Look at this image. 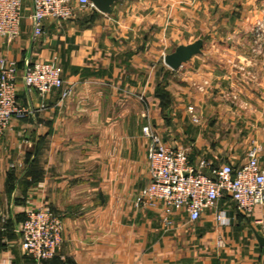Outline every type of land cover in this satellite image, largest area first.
<instances>
[{"label": "crops", "instance_id": "1", "mask_svg": "<svg viewBox=\"0 0 264 264\" xmlns=\"http://www.w3.org/2000/svg\"><path fill=\"white\" fill-rule=\"evenodd\" d=\"M258 1L120 0L108 14L74 1L73 17L45 20L37 38L25 1L19 37L0 36V56L18 66V101L33 111L0 136V264H264V206L244 215L223 198L191 222L185 211L136 205L150 181L146 125L194 166L240 167L259 146L264 167V59L250 70L206 53L210 35L243 31L224 10ZM198 39V58L165 64L168 41ZM53 57L72 87L64 100L63 89L41 96L23 84L28 62ZM38 206L63 222L51 260L21 248L25 212Z\"/></svg>", "mask_w": 264, "mask_h": 264}, {"label": "built area", "instance_id": "2", "mask_svg": "<svg viewBox=\"0 0 264 264\" xmlns=\"http://www.w3.org/2000/svg\"><path fill=\"white\" fill-rule=\"evenodd\" d=\"M25 1L0 0V36L7 42H13L20 35ZM30 1L35 38L44 33L45 20H70L74 15V1L93 7L91 0ZM18 76L17 63L0 56V136L11 128L14 120H25L33 112L18 101ZM22 78L27 92H37L41 96L65 86L57 57L28 62ZM71 92L72 87L63 89L61 99L67 98ZM143 132L149 140L150 181L141 190L136 205L155 208L162 204L166 216L185 211L191 222L200 220L223 198H229L236 210L244 215L264 206V167L259 146L248 149L247 160L240 167L227 163L212 166L205 160L194 166L185 149L168 146L149 125L144 126ZM217 220L224 225L229 222L224 212L217 215ZM62 231L61 218L46 206L29 208L20 229L21 248L38 261L51 260L57 255Z\"/></svg>", "mask_w": 264, "mask_h": 264}, {"label": "rangeland", "instance_id": "3", "mask_svg": "<svg viewBox=\"0 0 264 264\" xmlns=\"http://www.w3.org/2000/svg\"><path fill=\"white\" fill-rule=\"evenodd\" d=\"M225 6L226 4H224ZM228 9V14L224 10V18H227V15L229 16L228 25L242 28L243 31L241 34L226 35L214 33L210 35L208 37L210 46L206 52L207 58L216 60H224V58L244 59L248 63V68L252 70L254 60L264 59V0H259L256 4L248 2L245 4L235 3L232 6H228ZM255 13L259 14L260 18L253 23L252 19L254 15L256 16ZM236 18L238 19L236 20ZM258 31L259 33H257ZM178 43L180 42L168 41L169 48L165 50V53L172 52ZM228 46L231 48L230 50H226ZM197 56L195 57L198 58ZM194 120L198 121L197 118H194ZM231 236L232 234H229V237ZM226 247H228L227 244ZM217 254L220 253H214V255Z\"/></svg>", "mask_w": 264, "mask_h": 264}, {"label": "water", "instance_id": "4", "mask_svg": "<svg viewBox=\"0 0 264 264\" xmlns=\"http://www.w3.org/2000/svg\"><path fill=\"white\" fill-rule=\"evenodd\" d=\"M120 0H91L94 7L100 12L108 14L112 11V5ZM203 48V40L198 39L187 45L177 46L173 52L164 57L165 64L173 70L179 69L183 64L190 61L194 56L201 54ZM260 239L264 245V239Z\"/></svg>", "mask_w": 264, "mask_h": 264}, {"label": "trees", "instance_id": "5", "mask_svg": "<svg viewBox=\"0 0 264 264\" xmlns=\"http://www.w3.org/2000/svg\"><path fill=\"white\" fill-rule=\"evenodd\" d=\"M24 220H25V217H24ZM24 220H23V222H24Z\"/></svg>", "mask_w": 264, "mask_h": 264}]
</instances>
